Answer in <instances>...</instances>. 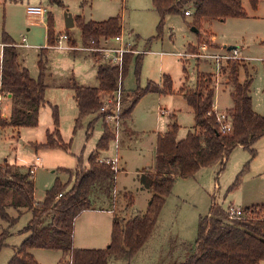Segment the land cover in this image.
<instances>
[{
	"label": "rangeland",
	"instance_id": "rangeland-1",
	"mask_svg": "<svg viewBox=\"0 0 264 264\" xmlns=\"http://www.w3.org/2000/svg\"><path fill=\"white\" fill-rule=\"evenodd\" d=\"M242 4L247 14L245 17L211 19L202 23L199 32H195L191 26L192 15H168L162 34L157 38L160 16L152 0H92L86 4L82 0H62L61 5L51 4L49 0H0V44L4 31L16 43L25 37V45L17 47L20 60L34 79L40 75L39 60H43V79L47 85L46 103L40 108L38 126L0 125V164L7 162L29 168L27 164H32L39 156L42 162L33 178L35 197L42 202L46 192L57 184L72 185L70 171L75 170L79 158L84 166L88 165V157L93 152H98L102 159L117 158L115 181H98L91 189V204L93 207L112 209L115 211L114 217L121 221L143 215L152 193L143 184L142 177L155 167L157 135L167 130L173 116L180 126L178 139H184L192 130L194 114L181 90L183 87L185 90L193 88L198 74L205 73L212 77L217 108L220 111L231 109L234 106L231 84L226 75H222L221 67L226 66L228 61H237L253 75V108L264 115V0L259 1L257 9L252 7L249 0H242ZM28 5L45 6L48 13L40 18L41 21H34L26 11ZM187 9L194 13L192 6ZM66 11L74 18L81 17L86 21H104L122 16L124 34H132L135 50L144 52L139 76H136L135 63H132L122 80L124 110L131 104L137 90L146 89L149 84L158 87V90L141 97L131 117H122L116 133L112 124L105 123L99 110L84 115L77 125L79 112L68 82L73 78L83 86H98L99 65L96 60L102 59L95 57L97 52L80 49L89 45L83 43L76 24L71 28L66 27ZM49 15L52 16L56 39L68 32L75 43L67 41L65 45L73 48L55 47L57 40L49 46ZM110 45L115 46L116 43L110 40ZM230 46H235L236 50L228 51L225 48ZM203 54H220L230 58L220 62L217 72L216 61ZM164 76L171 78V93L162 91ZM246 76V70L241 68L240 81H244ZM54 106L58 108L59 129L65 142H70V150L44 147L37 150L32 144L44 143L47 130L54 127ZM10 109L11 101L0 95V120L8 118L6 112L10 114ZM170 115L173 116L170 118ZM105 126L113 138L108 149L97 150ZM254 147L255 155L246 148L236 147L224 169L219 162L200 169L193 177L177 179L153 236L133 264H150L158 255L164 264L181 261L179 253L188 251V244L194 247L200 217L209 215L213 204L225 212L231 205L243 210L264 205V136ZM8 212L14 217L18 216L13 207H8ZM260 212L263 213V210ZM31 217L30 211H24L11 227L7 222L0 221V231L5 228L10 230L0 251V264H9L14 257L27 236L22 230ZM31 253L38 264H59L63 258L60 250L37 248ZM261 264H264V260Z\"/></svg>",
	"mask_w": 264,
	"mask_h": 264
},
{
	"label": "trees",
	"instance_id": "trees-1",
	"mask_svg": "<svg viewBox=\"0 0 264 264\" xmlns=\"http://www.w3.org/2000/svg\"><path fill=\"white\" fill-rule=\"evenodd\" d=\"M83 4L92 0H82ZM254 9L260 0H249ZM51 4L61 5L62 0H49ZM154 9L160 16L158 25L159 38L162 34L165 18L171 14H185L188 7L194 8L191 26L199 32L202 23L211 19L245 17L246 11L242 0H152ZM83 43L98 46L103 38H113L123 31L122 16L117 15L104 21H86L75 18ZM69 35V43L75 41ZM53 31L52 16L49 15L48 42H56ZM0 58V93L11 101L10 114L1 119L0 125L10 124L15 127H36L39 124L40 108L45 105L47 85L44 82L45 65L39 60L40 75L31 77L30 72L20 60L16 41L4 31ZM45 50V49H44ZM95 57L102 56L96 53ZM143 55L129 53L125 56L122 70L117 66L97 61L98 86L90 87L78 84L73 78L68 87L74 92L80 119L89 113L100 110L103 98L113 94L120 79L127 76L130 66L135 63V74L138 77L142 66ZM244 68L246 79L240 81L239 72ZM228 83L233 86L231 96L234 106L227 109L232 117V132H224L217 121L215 110L216 87L212 85L209 74L200 73L193 88L182 92L191 107L195 125L184 139H178L180 126L175 116L167 130L157 135L155 167L142 177L143 184L151 191L147 211L129 220H113L111 242L103 249H78L74 247L75 220L85 210L93 208L90 201L92 187L101 180L114 182L117 172L110 164L101 161L98 152L88 157V165L79 163L71 173L72 185L57 184L46 192L42 202L35 197L36 185L33 173L29 168L4 162L0 164V221L15 225L24 211L31 212V219L22 230L27 234L9 264H38L31 250L42 248L60 250L63 258L59 264H110L113 259L130 261L145 245L153 234L161 211L171 194L175 181L179 178L193 177L200 169L222 164L224 169L232 151L241 146L255 155L256 143L264 136V115L253 108L251 86L253 75L238 62H227L221 67ZM154 86V85H153ZM149 84L146 89L134 92L131 104L124 110L122 117L130 118L143 95L158 87ZM162 91L171 93L172 81L164 76ZM54 128L47 130L44 143H33L38 150L44 148H61L70 150L59 129L57 106L53 108ZM76 125V126H77ZM90 136V133L87 134ZM113 135L105 126V132L97 143V150H106ZM238 182V179L236 183ZM235 183V184H236ZM8 207L16 209L18 216L8 212ZM263 210V213L260 212ZM245 215L230 219L227 213L215 204L209 215L199 220L198 237L193 252L185 260L176 264H261L264 260V205H256L244 210ZM9 228L0 231V251Z\"/></svg>",
	"mask_w": 264,
	"mask_h": 264
},
{
	"label": "built area",
	"instance_id": "built-area-1",
	"mask_svg": "<svg viewBox=\"0 0 264 264\" xmlns=\"http://www.w3.org/2000/svg\"><path fill=\"white\" fill-rule=\"evenodd\" d=\"M27 13L30 16H42L48 13V8L42 5H29L27 6ZM187 16L192 15L193 12L190 9L185 11ZM69 40V35L67 33L62 34L58 39L55 47L58 48H73L66 46L65 43ZM110 40H113L116 45H110ZM135 43L132 39V34H124L122 31L120 34L116 35L113 38H103L98 46L89 45L88 47H82L80 49L86 51H92L100 53L102 56V63L111 64L117 66L122 70L125 56L129 53H144L141 50H135ZM205 47V46H204ZM203 48V47H202ZM234 51V50H233ZM204 57L213 58L217 63V72L220 67V62L222 60L229 59V56L220 55V54H203ZM123 79H120L116 91L111 95H106L103 98L102 105L100 107V113L103 116V119L106 124H112L118 131L120 120H122V114L124 112V89H123ZM217 121L221 127V130L224 132H232L233 124L232 117L227 113H218L217 112ZM101 161L110 164L112 168L117 172L118 159L117 158H101ZM41 158L37 156L34 162L29 165L30 171L34 174L36 168L41 165ZM227 215L230 219H236L243 217L245 212L241 208H237L231 205L227 209Z\"/></svg>",
	"mask_w": 264,
	"mask_h": 264
},
{
	"label": "crops",
	"instance_id": "crops-1",
	"mask_svg": "<svg viewBox=\"0 0 264 264\" xmlns=\"http://www.w3.org/2000/svg\"><path fill=\"white\" fill-rule=\"evenodd\" d=\"M43 16L44 15H42V16H31V17L34 18L33 19L34 21H36V20L41 21ZM189 16H191V15H189ZM203 23H205V22H203ZM212 39H213V37H212ZM24 42H26L25 37H23L21 42L17 43V45L23 46V45H25ZM0 48H1L0 49L1 50L0 51V58H1L2 57V49H3L2 43L0 44ZM230 87H231V92H232L233 86H230ZM0 95H1V93H0ZM7 98L9 99L10 97L8 96ZM215 102H216V96H215ZM215 110L218 113H224L227 111V110L220 111L217 108L216 103H215ZM6 115L8 116L9 114L6 112ZM180 138L182 139L183 137H180ZM27 165H31V164H27ZM114 215H115V211H113L112 209H106V207H93L91 209L83 211L81 213V215L75 220L74 247H76L78 249H103V248H106L108 246V244L111 242V234H112ZM152 236H153V234L151 235V237ZM149 240H150V238L147 240V242ZM146 243H145V245H146ZM143 249H144V246L130 260L131 262L130 261L128 262L125 260L113 259L110 262V264H133L134 261L138 259L139 255L143 251ZM186 250H188V251L179 253V255H178L179 260L183 261V260H185V258H187L191 254L190 251L193 250V245L188 244V247ZM159 256L160 255H158V258L152 259L150 264H164L160 261L162 257H159ZM181 261H179V262H181ZM173 264H176V262H174Z\"/></svg>",
	"mask_w": 264,
	"mask_h": 264
},
{
	"label": "water",
	"instance_id": "water-1",
	"mask_svg": "<svg viewBox=\"0 0 264 264\" xmlns=\"http://www.w3.org/2000/svg\"><path fill=\"white\" fill-rule=\"evenodd\" d=\"M65 25H66L67 28H71V27L75 26V18H74L73 15H72L70 12H68V11H66V13H65ZM193 30H194L195 32L198 31V29L195 28V27H193ZM225 48H226L228 51L236 50V47H235V46H230V47H225ZM9 97H11V95H9Z\"/></svg>",
	"mask_w": 264,
	"mask_h": 264
}]
</instances>
